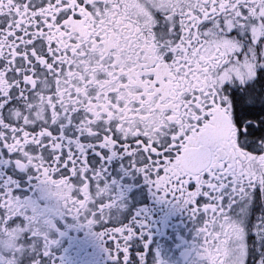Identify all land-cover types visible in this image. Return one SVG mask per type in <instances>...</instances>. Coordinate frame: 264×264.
<instances>
[{"label":"snow or ice","instance_id":"snow-or-ice-1","mask_svg":"<svg viewBox=\"0 0 264 264\" xmlns=\"http://www.w3.org/2000/svg\"><path fill=\"white\" fill-rule=\"evenodd\" d=\"M149 193L194 264H264V0H0V264L66 215L147 264Z\"/></svg>","mask_w":264,"mask_h":264},{"label":"flooded vegetation","instance_id":"flooded-vegetation-1","mask_svg":"<svg viewBox=\"0 0 264 264\" xmlns=\"http://www.w3.org/2000/svg\"><path fill=\"white\" fill-rule=\"evenodd\" d=\"M137 207H147L151 225V245L147 251V264H156L157 250L166 264H194L198 259L193 242L196 236L197 224L185 209L171 207L166 202L154 199L149 193L137 204ZM59 232L53 231L52 238L59 243L54 246L49 256L42 258V264H115L110 254L104 250L111 248L110 242L104 246L97 240L95 232L101 231V226H95L91 231L82 227L83 220L66 215L56 220ZM63 232L64 235H60ZM145 251L144 241L136 240L132 244V260L130 264H139L137 253ZM262 253L253 250L249 264H256ZM37 255H41L38 251Z\"/></svg>","mask_w":264,"mask_h":264}]
</instances>
